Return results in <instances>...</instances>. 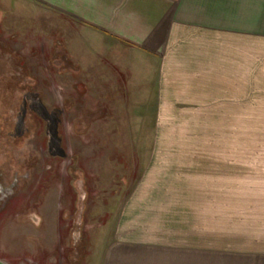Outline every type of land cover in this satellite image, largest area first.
Segmentation results:
<instances>
[{"label":"crops","instance_id":"0c3cea01","mask_svg":"<svg viewBox=\"0 0 264 264\" xmlns=\"http://www.w3.org/2000/svg\"><path fill=\"white\" fill-rule=\"evenodd\" d=\"M0 1L60 20L70 75H126L150 101L93 264H264V0Z\"/></svg>","mask_w":264,"mask_h":264},{"label":"rangeland","instance_id":"374dc122","mask_svg":"<svg viewBox=\"0 0 264 264\" xmlns=\"http://www.w3.org/2000/svg\"><path fill=\"white\" fill-rule=\"evenodd\" d=\"M70 35L49 14L13 15L12 3L0 1L6 264H93L137 182L138 139L152 134L150 112L134 110L150 101L132 93L126 75H70L69 64L55 61L52 41ZM16 172L17 188L10 186Z\"/></svg>","mask_w":264,"mask_h":264},{"label":"flooded vegetation","instance_id":"af4514ba","mask_svg":"<svg viewBox=\"0 0 264 264\" xmlns=\"http://www.w3.org/2000/svg\"><path fill=\"white\" fill-rule=\"evenodd\" d=\"M54 57H55V55H54ZM67 64H69V63H67ZM70 67H71V65H70ZM12 176H14V177H13L12 184L10 186H13L14 185L15 188L19 187L20 177H19L18 173L16 172ZM9 191L10 190L8 189V185L5 184V183H3L1 181V179H0V193H4V192L7 193Z\"/></svg>","mask_w":264,"mask_h":264},{"label":"trees","instance_id":"16d2710c","mask_svg":"<svg viewBox=\"0 0 264 264\" xmlns=\"http://www.w3.org/2000/svg\"><path fill=\"white\" fill-rule=\"evenodd\" d=\"M0 69H1V71H0L1 74H0V75H4V72H5V71L2 70V69H3V66H2V67L0 66ZM2 101H3L4 103H7V102H8V101H7V97H6L5 100H2ZM32 128H34V126H33ZM22 142H23V140H22Z\"/></svg>","mask_w":264,"mask_h":264},{"label":"water","instance_id":"95a60500","mask_svg":"<svg viewBox=\"0 0 264 264\" xmlns=\"http://www.w3.org/2000/svg\"><path fill=\"white\" fill-rule=\"evenodd\" d=\"M0 264H6V263L0 260Z\"/></svg>","mask_w":264,"mask_h":264}]
</instances>
